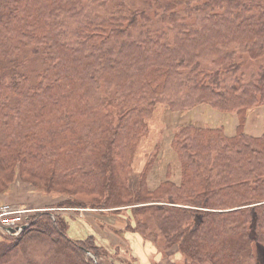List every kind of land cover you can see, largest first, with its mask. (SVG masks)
<instances>
[{"label": "trees", "instance_id": "obj_1", "mask_svg": "<svg viewBox=\"0 0 264 264\" xmlns=\"http://www.w3.org/2000/svg\"><path fill=\"white\" fill-rule=\"evenodd\" d=\"M205 4L209 3L200 7ZM1 6L0 62H13L25 48L40 45L48 49L47 55L53 49L56 56L49 58L48 68L31 91L23 90L27 76L20 70L10 84L0 76V193L8 189L19 164L47 181L41 173L46 164L58 168L73 156L61 181L76 194L98 201L71 198L68 206L59 207L130 206V222L135 226L129 228L134 233L163 239L166 250L176 246L190 264H264V134L253 137L244 131L248 111L264 105L254 104L257 90L220 91L219 70L197 74L196 86L204 94L190 108L206 104L236 112V134L229 137L221 128L182 126L172 141L181 164L179 184L170 180L167 171L166 180L150 189L149 162L141 172L146 177L137 181L135 190L126 186L121 172L148 135L147 120L174 69L195 66L185 54L207 48L216 52L220 45L256 33L247 20L236 22L232 10L211 13L200 30L182 28L181 44L175 47L150 34L142 41L124 39L137 26L138 17L145 16L133 11L82 24L76 34L78 45L70 47L60 40L58 20L77 11L74 0H2ZM88 67L95 71L86 77ZM93 81L114 86L120 98L97 96ZM13 96L18 98L17 110L9 102ZM88 145L98 150L93 168L80 170L77 165ZM67 230L63 218L48 211L38 213L13 243L0 241V257L39 240L49 246L45 259L37 264H96L94 259L110 258L94 237L76 241Z\"/></svg>", "mask_w": 264, "mask_h": 264}, {"label": "rangeland", "instance_id": "obj_2", "mask_svg": "<svg viewBox=\"0 0 264 264\" xmlns=\"http://www.w3.org/2000/svg\"><path fill=\"white\" fill-rule=\"evenodd\" d=\"M74 1L77 11L62 15L58 20L59 24H62L60 40L70 47L78 45L76 34L78 27L82 24L89 21L97 22L112 15L123 13V15L129 16L133 11H140L145 16L138 17L137 26L126 32L123 38L128 40H146V35L150 34L152 37L161 36L164 43L176 47L181 44L183 38V33L180 32L182 28L200 30L203 23L208 21L211 13L222 14L226 12L229 14L230 10H232L230 15L233 16V20L236 22L247 20L246 23L251 24L257 31L226 45L219 46L218 43L219 49L216 52L207 48L202 51L192 50L195 52L185 54L189 60L190 57L192 58L190 61L195 66L189 65L188 67H179L177 70L174 69L167 89L157 102L152 116L147 120L148 135L141 140L128 167L121 170L124 175V182L130 189H134L136 183H140L137 181H142L146 177V174L141 172H143L147 162L151 163L150 173L153 174L148 182L151 189H154L157 182L165 177L167 171H170V180L176 184L180 183L181 164L172 147L174 136L182 126L189 124L204 126L203 124L207 123V119L198 120V109H196L198 106L190 108L193 103L199 100L200 94H204L203 90L196 86L197 74L199 75L203 71L217 72L219 70L217 89L224 91L230 87L237 89L253 88L257 90L254 95L256 101L254 104L258 105L264 102V0H215V2L214 0ZM205 2L209 3L208 6L205 4L200 7ZM1 5L2 0H0V7L2 8ZM170 18H173L175 22L173 23ZM109 46L114 47L115 50L117 48L114 42H110ZM87 49L90 50L91 48L87 47ZM46 51L48 49L42 45L27 47L13 62H0V76H5L3 82L12 83V75H17V70H20L27 76V82L22 86L23 90L31 91L38 83V77L42 76L48 68L49 58L56 56L53 49L49 50V55ZM102 60L105 61L104 58ZM187 63L186 61L185 64ZM94 71L95 68L88 67L85 73L86 77ZM10 73L11 75H9ZM94 85H97V96L108 100H118L121 96V93L114 86H110L106 82L93 81L92 86L94 87ZM218 98L215 96L214 99ZM9 102H11L12 108L17 110L18 98L13 96ZM112 103L114 104V101ZM115 106L113 107L114 113ZM262 107L264 105L249 110L252 114L251 119L254 120L248 125L247 132L251 133L250 129L255 130V127L264 125L260 120L264 118L257 115L260 111L252 112ZM210 108H208L209 111H211ZM211 112L216 113L217 111L212 110ZM227 116L225 117L226 120H228ZM225 119L224 121H226ZM255 133L258 132L252 131L251 134ZM92 147V145L85 147L77 165L80 170H90L95 153L98 151ZM72 160L73 156L69 158V161L66 160V164L61 163L58 168L50 163L46 164L41 173L42 175L45 174L44 176L48 178L47 181L46 178L41 179L42 176L25 172L22 170V166L17 163L19 166H17L16 174L8 189L0 193V212L6 206L12 207L11 209L25 210V224L29 223L34 215L44 211L63 218L67 223V234L70 238L76 241H85L92 236L95 238L96 246H103L105 250L110 252L109 259L108 257H101L99 260L94 259L96 264H190L187 258L183 256L179 258L181 253L176 246L166 250L163 247L165 245L163 239L155 235L145 239L139 233H134L129 228V226H135L130 222V218H133V211L130 206L109 209L94 208L92 206L97 203L98 199L94 200V197L76 194L68 186L70 184L61 181V176L65 175V168L68 167L66 165ZM66 192L71 193V196L67 195ZM71 198L87 200L93 204L87 203V207L79 209L59 207L60 205L68 206L65 203ZM115 210H120L119 212L122 214H116L115 212L118 211ZM86 219L96 232L84 236V227L88 225L85 222ZM152 231L155 232V230ZM20 233L12 234L1 230L0 241L13 243L15 237H18ZM139 237L142 238L141 242L144 247H151L152 251L155 250L154 254L147 256L149 260H142L140 257L137 259L136 252H139V248L135 240H139ZM151 240H156V243H152ZM102 242L104 245L101 244ZM48 246L47 241L39 240L20 245L15 251L12 250L1 256L0 264H37L45 259ZM177 258L179 260H176Z\"/></svg>", "mask_w": 264, "mask_h": 264}, {"label": "crops", "instance_id": "obj_3", "mask_svg": "<svg viewBox=\"0 0 264 264\" xmlns=\"http://www.w3.org/2000/svg\"><path fill=\"white\" fill-rule=\"evenodd\" d=\"M206 104H202L200 107L198 106V120L199 121H203V120H206L207 123H204L203 125L204 126H201V127H210V128H221L223 129L224 133L229 136V137H232L236 134L237 132V127L239 125V117L237 115L236 112H221L219 110H216L214 108H211L208 107V106H205ZM208 108L212 110H215L217 111L216 113L215 112H211L208 110ZM251 111V110H250ZM250 111H248V114H247V119H246V124H245V128H244V131L246 134L250 135V136H253V137H259L261 135L264 134V125L260 126V127H255L254 129L255 130H252L250 129L249 131L252 133V131H255V132H258V133H255V134H251L248 131V125L254 120V119H251L252 118V114H250ZM256 111H260V113H258L257 115L260 116L261 118H264V107L262 108H259V109H256V110H253L252 112H256ZM229 115V116H227ZM227 116L228 120L225 119V117ZM224 119L226 121H224ZM251 119V120H250ZM213 120V121H212ZM263 123H264V119H260ZM167 173V172H166ZM152 173L149 174V177H148V182L149 180H151L152 178ZM166 174H165V177H163V179H160L157 184L155 185L154 189L156 187H158V185L166 180ZM150 187V186H149ZM151 189V188H150ZM153 190V189H152ZM85 222H89L87 219ZM87 225V224H86ZM85 230H84V236H86L87 234L90 235V234H94V231L91 227V225L88 223L87 226L84 227ZM104 236V235H103ZM140 238V237H139ZM142 238H140L139 240H135L136 244H137V247L139 248V252H136V256H137V259L140 257L142 260L143 259H148L147 256H150L152 254H154L155 250L152 251L151 247H144V245L142 244ZM119 243V242H118ZM102 245L103 242L101 243ZM149 246V245H148ZM152 248L154 249V247L152 246ZM182 256L180 255L179 258H181ZM179 258H177L176 260H179ZM151 260V259H150Z\"/></svg>", "mask_w": 264, "mask_h": 264}, {"label": "built area", "instance_id": "obj_4", "mask_svg": "<svg viewBox=\"0 0 264 264\" xmlns=\"http://www.w3.org/2000/svg\"><path fill=\"white\" fill-rule=\"evenodd\" d=\"M12 207H3L0 212V229L10 231L13 234H18L19 227L24 224L25 210L11 209Z\"/></svg>", "mask_w": 264, "mask_h": 264}, {"label": "water", "instance_id": "obj_5", "mask_svg": "<svg viewBox=\"0 0 264 264\" xmlns=\"http://www.w3.org/2000/svg\"><path fill=\"white\" fill-rule=\"evenodd\" d=\"M26 228V226H21V227H19V229L22 231V230H24Z\"/></svg>", "mask_w": 264, "mask_h": 264}]
</instances>
